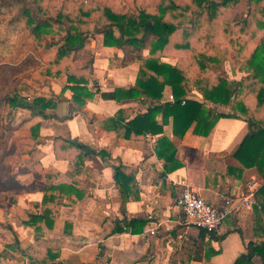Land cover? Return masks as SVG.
<instances>
[{
  "label": "crops",
  "instance_id": "crops-1",
  "mask_svg": "<svg viewBox=\"0 0 264 264\" xmlns=\"http://www.w3.org/2000/svg\"><path fill=\"white\" fill-rule=\"evenodd\" d=\"M121 57L120 50L103 46L101 36L87 39L74 64L78 68L92 64L86 86L94 95L81 109L70 101L72 93L65 89L70 84L64 74L48 78L37 71L16 87L15 95L26 105L41 97L51 100L54 107L41 113L33 108L13 113L11 139L0 162V264H29L26 255L37 240L56 252V261L64 264H232L245 253L249 241L262 240L255 225L257 202L240 207L225 219L213 235L221 240L209 235L199 238L200 229L181 225L174 206L180 188L168 181L187 182L216 209L227 196L245 194L253 178L258 191L264 179L256 168H243L233 158L248 133L247 118L236 115L231 102L228 106L210 105L230 117L219 119L207 137L194 135L190 127L177 138L172 135L171 121L164 125L162 136L169 138L180 163L177 170L164 175L163 162L153 151V143L161 135L126 140L105 130L112 127L110 120L118 110L130 113L127 120L146 112L140 99L117 102L101 98V93L134 86L138 63L121 64ZM224 71L232 81L246 75L232 70L228 63ZM169 95L171 89L166 86L162 101L172 102ZM184 98L201 101L195 92ZM156 121L160 124L162 116ZM27 137H31V148L23 151ZM101 152L109 157L102 158ZM118 166L135 170L138 198L127 199L114 181ZM50 186L55 189L46 193ZM46 195L48 222L24 225L22 218L41 214ZM149 216L153 219L148 220ZM130 220L145 224L141 230L135 228L136 234L127 230L111 233L117 222ZM152 229L154 235L149 234ZM13 245L24 255L6 247ZM198 245L202 249L199 254L195 253ZM208 248L219 250V254L205 261ZM254 261L260 264L258 258Z\"/></svg>",
  "mask_w": 264,
  "mask_h": 264
},
{
  "label": "trees",
  "instance_id": "trees-1",
  "mask_svg": "<svg viewBox=\"0 0 264 264\" xmlns=\"http://www.w3.org/2000/svg\"><path fill=\"white\" fill-rule=\"evenodd\" d=\"M13 6H18L17 22L22 29L18 44L26 54L12 67L0 66V107L11 112L3 118L6 124L17 109L33 108L41 113L54 107L51 100L41 97L34 98L31 106L26 105L24 99L9 93V79L35 66L43 77L64 74L70 84L65 88L72 93L70 101L77 109L84 107L94 95L86 86L92 64L78 68L74 60L87 39L97 35L102 37L104 47L122 52L121 64L135 62L139 66L133 87L101 93V98L117 102L140 99L146 110L130 120L126 119L129 112L118 110L110 120L112 127L105 130L126 140L161 135L153 143V151L163 162L166 175L177 170L180 163L175 147L162 136L163 126L171 121L172 135L177 138H182L190 127L194 135L207 137L219 119L230 117L217 113L210 105L228 106L232 102V110L247 118L248 124V133L233 158L243 168H256L264 179V0H0V17ZM53 36L58 40L50 41ZM169 59L172 63L166 61ZM226 63L246 75L238 81L229 80L224 71ZM3 68H7L6 73ZM166 86L171 89L172 102L162 101ZM193 92L200 96V102L185 100ZM145 98L151 100L149 105ZM158 115L162 116L160 124L156 121ZM4 133L0 149L12 135L9 127ZM69 146L81 152L74 143ZM30 148L31 137H27L22 150ZM101 156L109 157L106 152ZM134 175L135 170L123 166L114 171V181L127 199L133 195L138 198ZM53 189L50 186L46 193ZM47 196L41 214L22 218L24 225L48 222L44 207L49 203ZM255 199V225L262 240L249 241L245 253L232 264H256L255 258L264 264V183ZM144 224L138 220L117 222L111 233L127 230L136 234L135 228L141 230ZM214 234L199 230V238L209 235L216 241L222 239L213 238ZM6 247L24 255L17 245ZM196 250L199 254L202 249L198 245ZM217 254L219 250L208 248L204 260ZM26 256L29 264H64L56 261L57 253L41 240L29 248Z\"/></svg>",
  "mask_w": 264,
  "mask_h": 264
},
{
  "label": "built area",
  "instance_id": "built-area-1",
  "mask_svg": "<svg viewBox=\"0 0 264 264\" xmlns=\"http://www.w3.org/2000/svg\"><path fill=\"white\" fill-rule=\"evenodd\" d=\"M169 100L173 101L172 95H169ZM168 181L180 188V192L175 198L174 206L179 211L181 225L186 228L192 227L204 230L207 233H217L225 219L240 207L247 208L255 205V193L259 186L257 180L251 179L246 185L247 191L245 194H240L237 197L227 196L223 199L221 207L216 209L198 196L187 182L183 180ZM152 219L151 216L148 217V220ZM149 234L154 235L155 230H149Z\"/></svg>",
  "mask_w": 264,
  "mask_h": 264
},
{
  "label": "rangeland",
  "instance_id": "rangeland-1",
  "mask_svg": "<svg viewBox=\"0 0 264 264\" xmlns=\"http://www.w3.org/2000/svg\"><path fill=\"white\" fill-rule=\"evenodd\" d=\"M18 15V6H13L12 8L5 10L0 17V66L1 67H12L18 64L26 53L20 51V47L18 44V38L21 35V23L17 22ZM12 22V24H10ZM58 37L53 36L50 38V41H56ZM26 49V48H25ZM38 64V63H37ZM39 66V64L37 65ZM36 67V66H35ZM32 68L30 72L22 74L20 77L10 78L8 86L10 94H16V87L19 83L24 82L27 78H30L34 73H37L38 67ZM5 73L7 68H3ZM14 82V85L12 81ZM11 113L7 109L0 107V140H2L3 136H6V128L9 127L10 131L13 130L12 121L6 124V121L3 119L5 114ZM11 137H9L7 144H5L0 149V162L4 156L5 150L9 145Z\"/></svg>",
  "mask_w": 264,
  "mask_h": 264
}]
</instances>
